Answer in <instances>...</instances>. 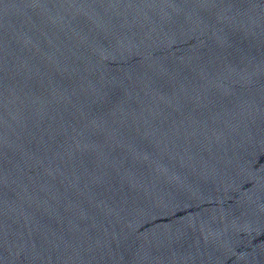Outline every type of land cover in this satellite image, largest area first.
Masks as SVG:
<instances>
[{
    "label": "water",
    "instance_id": "1",
    "mask_svg": "<svg viewBox=\"0 0 264 264\" xmlns=\"http://www.w3.org/2000/svg\"><path fill=\"white\" fill-rule=\"evenodd\" d=\"M0 264H264V0H0Z\"/></svg>",
    "mask_w": 264,
    "mask_h": 264
}]
</instances>
